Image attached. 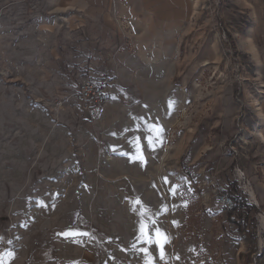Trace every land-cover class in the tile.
Instances as JSON below:
<instances>
[{"label": "rangeland", "instance_id": "1", "mask_svg": "<svg viewBox=\"0 0 264 264\" xmlns=\"http://www.w3.org/2000/svg\"><path fill=\"white\" fill-rule=\"evenodd\" d=\"M104 1L0 0V264H264V0L152 5L175 20L144 39L168 49L158 95ZM85 79L105 104L73 100Z\"/></svg>", "mask_w": 264, "mask_h": 264}, {"label": "crops", "instance_id": "2", "mask_svg": "<svg viewBox=\"0 0 264 264\" xmlns=\"http://www.w3.org/2000/svg\"><path fill=\"white\" fill-rule=\"evenodd\" d=\"M77 1V0H74ZM159 0H105L104 1V12L103 15H97L98 18H101V22L103 23L105 29H114L116 27L119 28L117 17H125L131 25L133 31V39L131 40L133 46L136 48V55L138 57L139 62H129L126 65H140L142 69H147L150 78V83H142L144 86H150L152 89L150 90L153 94L157 93L161 94L159 86H160V77H159V69L161 65H169V62L164 63L160 62V58L157 56L161 53L168 52L166 47L160 48L156 45H151L150 42H145V38H151L154 36V33L158 30L160 26L163 28L175 27L174 24L175 20L173 18L168 19L166 16L161 15L160 17L163 19L164 22H160L157 24V20L155 17L152 16L150 7L154 4H158ZM165 5L171 4L168 0H164L163 2ZM117 13V15H113ZM95 18L96 15L93 14ZM167 21V24L165 23ZM173 25V26H172ZM161 28V27H160ZM261 31L262 35H259V38L264 39V21L263 25L261 24ZM252 39V44L249 49V53L255 58L256 63L258 65H264V42L261 40L260 43H255L253 38L254 33L250 36ZM149 43V44H147ZM127 44V43H125ZM145 93L142 89L141 94ZM256 196V199H259V195L256 190L253 193Z\"/></svg>", "mask_w": 264, "mask_h": 264}, {"label": "trees", "instance_id": "3", "mask_svg": "<svg viewBox=\"0 0 264 264\" xmlns=\"http://www.w3.org/2000/svg\"><path fill=\"white\" fill-rule=\"evenodd\" d=\"M222 194L228 195L233 201V207L226 208L228 220L236 226L238 233L249 232V225L252 224L253 214L258 211V207L248 200L247 195L239 191L236 183L228 184Z\"/></svg>", "mask_w": 264, "mask_h": 264}, {"label": "built area", "instance_id": "4", "mask_svg": "<svg viewBox=\"0 0 264 264\" xmlns=\"http://www.w3.org/2000/svg\"><path fill=\"white\" fill-rule=\"evenodd\" d=\"M71 97L85 110H89L93 106L103 105L107 101L104 92L90 79L81 81ZM223 200L230 208L233 206V201L228 196L223 197Z\"/></svg>", "mask_w": 264, "mask_h": 264}, {"label": "snow or ice", "instance_id": "5", "mask_svg": "<svg viewBox=\"0 0 264 264\" xmlns=\"http://www.w3.org/2000/svg\"><path fill=\"white\" fill-rule=\"evenodd\" d=\"M137 203H138V201H137ZM143 231H144V230H143V227H142V228H141V232L143 233ZM158 234H159V232H158ZM144 251H145V253L147 254V251H148V250H147V249H144ZM161 258H163V255H161Z\"/></svg>", "mask_w": 264, "mask_h": 264}]
</instances>
